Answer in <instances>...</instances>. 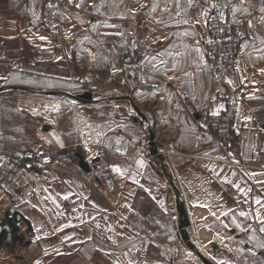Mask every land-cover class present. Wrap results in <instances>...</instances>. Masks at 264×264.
<instances>
[{
    "label": "crops",
    "instance_id": "crops-1",
    "mask_svg": "<svg viewBox=\"0 0 264 264\" xmlns=\"http://www.w3.org/2000/svg\"><path fill=\"white\" fill-rule=\"evenodd\" d=\"M206 1L62 0L46 26L43 0H0V152L41 143L53 158L0 190V221L16 213L31 241L0 247V264H200L178 234L177 194L191 241L214 264L253 253L264 264V0H211L246 47L222 142L203 137L225 91L203 52ZM138 41L151 71L109 73ZM84 92L90 100L62 99ZM83 159L114 174L116 196Z\"/></svg>",
    "mask_w": 264,
    "mask_h": 264
},
{
    "label": "built area",
    "instance_id": "built-area-1",
    "mask_svg": "<svg viewBox=\"0 0 264 264\" xmlns=\"http://www.w3.org/2000/svg\"><path fill=\"white\" fill-rule=\"evenodd\" d=\"M62 0H43L42 15L43 24L51 26L56 23L59 17V9ZM206 31L203 35V52L209 64L213 81L224 87L223 109L213 115L209 113L204 118L205 134L212 136L215 141H225L230 135L233 127L234 114L237 106V87L233 81L235 62L238 56L246 51L243 42L244 34L236 24L232 16L220 6L206 2ZM247 26H251V20L246 21ZM146 45L143 41H138L119 54L118 63L110 67L109 73H149L150 66L145 60ZM191 97L190 92H185L184 99ZM200 141H196L198 146ZM41 143L33 148L24 150H14L0 152V190L9 192L17 182L22 179L28 167L43 168L52 162V153L43 152ZM89 171L86 176L93 179L99 174L102 188L105 194L111 197L117 195L118 183L114 174L104 168L97 161L89 162Z\"/></svg>",
    "mask_w": 264,
    "mask_h": 264
},
{
    "label": "water",
    "instance_id": "water-1",
    "mask_svg": "<svg viewBox=\"0 0 264 264\" xmlns=\"http://www.w3.org/2000/svg\"><path fill=\"white\" fill-rule=\"evenodd\" d=\"M72 97H73V99H75L77 101H88L91 99L90 93H88V92H84V93H81V95L72 96ZM135 110H136V116H135L134 120L139 122V123L143 122L144 116L142 114H140L137 107H135ZM49 128H50V126L48 124L43 125L44 130H48ZM149 134H150L149 135V146L151 149V153L154 155L157 153L156 148H154L155 136L151 131H149ZM79 166L85 171H89V169H90V165L84 159L79 161ZM176 208H177V222H178V229H179L178 234L184 240L187 248L189 250L193 251L197 255V257L199 258V260L201 261L202 264H214L207 257V255L206 254L204 255L200 250H198L197 247L195 246V244L191 241V238L187 232V227H189L191 221H189V217L187 214L186 207L184 206V203H183L179 194L176 195Z\"/></svg>",
    "mask_w": 264,
    "mask_h": 264
},
{
    "label": "trees",
    "instance_id": "trees-1",
    "mask_svg": "<svg viewBox=\"0 0 264 264\" xmlns=\"http://www.w3.org/2000/svg\"><path fill=\"white\" fill-rule=\"evenodd\" d=\"M30 239L19 232L16 213L5 215L0 221V247L10 246L18 243L21 246H27Z\"/></svg>",
    "mask_w": 264,
    "mask_h": 264
},
{
    "label": "rangeland",
    "instance_id": "rangeland-1",
    "mask_svg": "<svg viewBox=\"0 0 264 264\" xmlns=\"http://www.w3.org/2000/svg\"><path fill=\"white\" fill-rule=\"evenodd\" d=\"M71 98H73L72 96H70V98L68 99L67 97L64 99V98H62L63 100H65L66 102L67 101H72L71 100ZM75 101V100H74ZM10 247V246H9ZM256 254L255 253H253V254H250V256H249V259H248V264H258L257 263V261H258V259L256 258V256H255ZM193 256H194V259H196V261H200L199 260V258L197 257V255L195 254V253H193ZM200 264H202L201 263V261H200ZM244 264H246L245 262H244Z\"/></svg>",
    "mask_w": 264,
    "mask_h": 264
},
{
    "label": "snow or ice",
    "instance_id": "snow-or-ice-1",
    "mask_svg": "<svg viewBox=\"0 0 264 264\" xmlns=\"http://www.w3.org/2000/svg\"><path fill=\"white\" fill-rule=\"evenodd\" d=\"M40 38L41 39H45V37H40ZM262 71H264V70H262ZM216 114H218V113H216V112L213 113V115H216ZM247 119H251V118L248 117ZM117 171H119V169H117ZM64 198L67 199V197H64ZM256 203L259 204L260 203V200L257 199ZM213 215H215V213H213ZM241 215L243 216V215H245V213L241 212ZM261 231H264V228H262Z\"/></svg>",
    "mask_w": 264,
    "mask_h": 264
}]
</instances>
